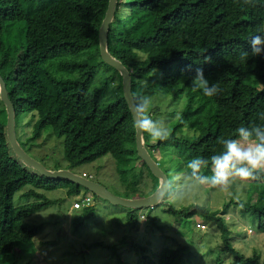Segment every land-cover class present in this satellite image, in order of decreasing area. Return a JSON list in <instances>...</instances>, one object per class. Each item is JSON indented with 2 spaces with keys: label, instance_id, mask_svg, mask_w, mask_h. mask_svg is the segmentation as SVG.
I'll list each match as a JSON object with an SVG mask.
<instances>
[{
  "label": "trees",
  "instance_id": "trees-1",
  "mask_svg": "<svg viewBox=\"0 0 264 264\" xmlns=\"http://www.w3.org/2000/svg\"><path fill=\"white\" fill-rule=\"evenodd\" d=\"M108 1L0 0V76L14 108L15 131L21 116L33 115L29 140L36 141L47 129L62 139V156L67 165L64 170L111 157L118 181L126 191L124 198L138 200L144 197L134 196L142 180L137 162L155 182L151 194L159 180L137 156L135 126L123 98L122 79L100 58L98 31ZM122 8L136 15L126 20L120 12ZM262 33L264 0H252L250 4L245 0L117 1L107 49L129 72L132 97L171 95L169 105L174 111L169 118L176 117V130L190 132V136L169 134L166 140H157L148 147L151 151L147 150L152 159L168 147L180 148L177 154L189 160L196 156L210 158L221 150L222 139L235 138V130L241 125H264V54L253 57L249 47L251 38ZM242 52L249 55L242 58ZM207 58L210 62H206ZM98 67L111 75L103 86L93 88ZM197 67L203 69L210 84H217V95L206 97L193 90L192 77ZM72 73L77 77H56ZM140 80L147 81V86L140 88ZM108 85H113L111 92ZM179 107L182 110L178 113ZM4 119L0 102V256L11 253L15 244L30 245L43 230V225L26 222L53 204L38 191L65 190L72 198L83 190L69 181L41 177L17 161L6 140ZM202 174L210 175V167L204 168ZM168 183L166 195L172 193L173 183ZM247 184L245 202L232 204L251 218L257 234L264 235V177ZM25 187L29 190L19 197L25 201L16 206L14 196ZM191 210L224 233V250L218 251L216 264H221L225 254L231 255L230 264H258L256 258H245L229 242L234 225L224 219L228 204L221 212L196 205L184 211L168 206L166 212L180 216L174 222L178 230L183 228L180 219L187 218ZM83 211L72 221L73 232L94 216L95 208ZM137 214V210H126V222L132 228L139 221ZM141 217L145 223L149 221L152 230L164 232L156 224L157 217ZM196 228L204 227L197 224ZM171 242L173 247L165 245L155 252L149 244L132 242L129 253L138 255L137 264H189L192 253L187 244L177 239ZM89 247L114 251V247L102 243ZM112 256L115 264H123L119 255Z\"/></svg>",
  "mask_w": 264,
  "mask_h": 264
},
{
  "label": "rangeland",
  "instance_id": "rangeland-1",
  "mask_svg": "<svg viewBox=\"0 0 264 264\" xmlns=\"http://www.w3.org/2000/svg\"><path fill=\"white\" fill-rule=\"evenodd\" d=\"M120 12L126 20L136 15V13H130L125 8H122ZM110 75V71L98 67L93 80V88L103 86L105 78ZM56 77L74 79L77 77V73L57 74ZM107 87L108 92H111L113 85ZM193 90L196 89L193 88ZM161 95L162 93L156 94L151 99V117L154 120L164 122L170 135L190 136V132L185 129L182 131L175 129L174 121L176 117H172L174 118L172 120L168 116L174 111L169 105L171 95ZM181 99L183 101H180V107L182 105L183 108L184 98ZM180 107L178 110L175 109L178 113ZM32 116L23 115L17 120L15 131L17 142L31 159L43 165L45 169L50 171L64 170L67 165L62 156V139L57 138L47 129L36 141L29 140L33 133ZM4 121H6V116ZM146 136L144 140L146 150L151 151L148 147L156 141H153L148 134ZM179 150L180 148L168 147L161 150L158 155L153 156L159 169L168 181L173 183L172 193L165 194L161 203L153 209L143 208L137 210V216H140V218L135 227H130L126 222L127 209L112 206L95 197L91 204L95 208L94 216L84 221L78 232H73L72 221L81 217L84 211L81 209L79 211L74 210L76 211L74 212L72 204L76 200H80L85 191L82 190L79 196L72 198L67 197L65 190L38 191L47 200L52 201L53 204L30 216L26 222L29 225H43V230L37 234L30 245L15 244L11 253L0 256V261L4 264H115L116 261L112 254H116L121 257L123 264H137L138 255L133 252L129 253L128 245L130 243L133 242L143 246L149 244L152 251L155 252L165 245L173 247L174 243L171 240L177 239L180 243L187 244L191 250L192 258L188 260L189 264H216L218 251L224 250V233L221 228L196 215L191 210L187 218L180 219L179 222L183 228L178 227L177 230L174 222L175 220L178 221L177 219L180 216L171 215L166 212V209L168 206H172L174 210L184 211L187 207L196 205L209 211L221 212L223 206L228 204L227 215L224 216V219L229 222L232 221L234 225L233 229L230 230L229 242L245 258H256L258 264H264V235L257 234L255 224L252 223L251 218L241 214L240 206L232 204L245 202V188L248 189V184L241 187L240 182L237 181L228 192H222L210 186L189 188V182L186 180L189 171L186 164L189 159L185 155H178ZM16 160L18 161L17 158ZM136 167L141 171L142 180L140 179L141 185H138V192L134 196L146 198L151 194L155 182L148 177L145 170H141L138 162ZM70 172L103 186L119 198L126 196L124 187L118 181L114 160L109 156L73 169ZM135 173L139 174L138 171ZM28 190L29 187H25L14 196L13 202L16 206L24 203L25 199L19 197ZM141 215H147L149 219L157 217L158 222L156 224L163 227L164 232L152 230L149 221L145 223V219H142ZM197 224L204 227L200 229L202 231L196 228ZM186 237L188 238L186 239ZM95 243H102L110 246V248L114 247V251L89 247ZM224 257L226 258L222 260L221 264H230V261H232L231 255L225 254Z\"/></svg>",
  "mask_w": 264,
  "mask_h": 264
},
{
  "label": "clouds",
  "instance_id": "clouds-1",
  "mask_svg": "<svg viewBox=\"0 0 264 264\" xmlns=\"http://www.w3.org/2000/svg\"><path fill=\"white\" fill-rule=\"evenodd\" d=\"M251 2L252 0H245V3ZM249 47L253 57L264 54V33L253 36ZM248 55L249 52L241 53L242 58ZM206 62H210V58H207ZM137 83L140 88L147 86V81L140 80ZM192 86L206 97H213L220 91L217 84H210L200 67L195 69ZM151 103V97L147 95L138 94L131 98L130 109L135 127L140 134L147 133L153 141L166 140L169 134L167 126L147 114ZM220 143L221 150L210 158L196 156L187 162L186 167L189 171L186 180L189 182V188L210 186L228 192L237 181L243 187L249 181L264 177V125H241L235 130V138L222 139ZM207 167H210L211 175L202 174V170Z\"/></svg>",
  "mask_w": 264,
  "mask_h": 264
},
{
  "label": "water",
  "instance_id": "water-1",
  "mask_svg": "<svg viewBox=\"0 0 264 264\" xmlns=\"http://www.w3.org/2000/svg\"><path fill=\"white\" fill-rule=\"evenodd\" d=\"M118 0H109L105 16L102 20L98 31V44H99V53L102 62L111 68L115 69L122 79V90L123 98L126 102L128 109L131 113L132 120L135 126L134 117L130 109L131 102V79L129 72L125 67L113 58L107 49V34L109 31V26L114 18L116 3ZM0 102L4 106L5 116H6V125H5V134L6 140L10 147L12 154L18 159V161L26 168L33 170L36 174L41 177H44L49 180H65L73 183L74 185L80 187L83 190H86L94 197H97L108 204L121 207L129 210H141L143 208H154L159 203H161L163 197L168 191L169 183L167 177L159 169L158 165L152 160L148 154L143 140V134H140L135 127V146L136 153L138 158L145 164L149 172L159 180V187L156 191L149 197L138 199V200H129L124 198H119L109 191H107L103 186L91 182L90 180L72 174L68 170H58L50 171L45 169L43 165L31 159L20 147L15 136V121H14V108L11 101L8 98V93L5 87V83L0 76Z\"/></svg>",
  "mask_w": 264,
  "mask_h": 264
},
{
  "label": "built area",
  "instance_id": "built-area-1",
  "mask_svg": "<svg viewBox=\"0 0 264 264\" xmlns=\"http://www.w3.org/2000/svg\"><path fill=\"white\" fill-rule=\"evenodd\" d=\"M93 196L91 194L83 195L80 200H76L72 204V210H80L85 207H89L93 202Z\"/></svg>",
  "mask_w": 264,
  "mask_h": 264
},
{
  "label": "crops",
  "instance_id": "crops-1",
  "mask_svg": "<svg viewBox=\"0 0 264 264\" xmlns=\"http://www.w3.org/2000/svg\"><path fill=\"white\" fill-rule=\"evenodd\" d=\"M74 211V210H73ZM74 212H76V211H74Z\"/></svg>",
  "mask_w": 264,
  "mask_h": 264
}]
</instances>
